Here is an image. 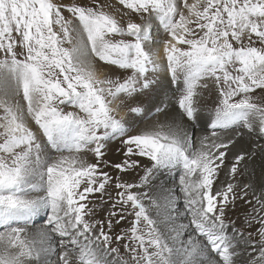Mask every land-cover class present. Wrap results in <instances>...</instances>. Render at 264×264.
<instances>
[{
  "label": "snow or ice",
  "instance_id": "6c2138e0",
  "mask_svg": "<svg viewBox=\"0 0 264 264\" xmlns=\"http://www.w3.org/2000/svg\"><path fill=\"white\" fill-rule=\"evenodd\" d=\"M262 140L264 0H0V264H264Z\"/></svg>",
  "mask_w": 264,
  "mask_h": 264
},
{
  "label": "bare ground",
  "instance_id": "6f19581e",
  "mask_svg": "<svg viewBox=\"0 0 264 264\" xmlns=\"http://www.w3.org/2000/svg\"><path fill=\"white\" fill-rule=\"evenodd\" d=\"M161 76H162V79L163 78H165V76H166V74H161ZM247 141H248V137H245L244 138V141H242L241 143L243 144V145H245V146H247ZM260 143H264V140H262V141H260ZM119 145H118V142H115L114 144H109V146H108V148H109V151H108V158H110V159H112V160H117V158H119L118 157V155H117V153H116V148L118 147ZM252 166H254V167H256V168H259L260 166H261V160H260V158L259 157H257L256 158V160L255 161H252V162H249ZM130 178V177H129ZM171 185V181H169V186ZM41 223H42V221L41 222H37L36 224H37V226H40L41 225Z\"/></svg>",
  "mask_w": 264,
  "mask_h": 264
},
{
  "label": "rangeland",
  "instance_id": "374dc122",
  "mask_svg": "<svg viewBox=\"0 0 264 264\" xmlns=\"http://www.w3.org/2000/svg\"><path fill=\"white\" fill-rule=\"evenodd\" d=\"M115 142H110L109 144H114ZM119 158H117V160H118ZM234 215V214H233ZM42 220L40 219V218H37V220H36V223L37 222H41Z\"/></svg>",
  "mask_w": 264,
  "mask_h": 264
}]
</instances>
